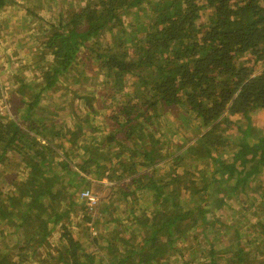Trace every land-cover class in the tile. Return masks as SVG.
<instances>
[{"label": "trees", "instance_id": "obj_1", "mask_svg": "<svg viewBox=\"0 0 264 264\" xmlns=\"http://www.w3.org/2000/svg\"><path fill=\"white\" fill-rule=\"evenodd\" d=\"M150 1L81 0L74 12L65 10L64 30L45 43L53 58L47 60L43 85L31 94L28 84H19L18 112H0V264H30L54 242L63 264H96L89 253V261L80 258L75 229L84 227L82 220L89 222L84 238L91 221L97 229L92 244L102 243L99 264L133 259L136 264H264V187L254 189L258 197L250 196L262 201L252 212V226H245L246 215L230 223L215 212L234 210L230 201L236 199L243 206L232 213L244 214L250 206L239 193L264 173V125L259 129L249 122L264 110V0H165L152 6L149 24L138 28V35L124 30L130 11ZM9 3L19 4L0 0V11ZM25 11L38 19L30 8ZM204 12L207 20L201 21ZM85 51L88 60L78 69ZM244 54L262 65L246 64ZM97 71L105 85L113 84L112 91L101 93L104 101L100 98L108 113L101 115L104 122L81 120L78 132L56 119V107L41 98L67 75L80 90L100 86ZM3 87L0 82L6 106ZM117 91L126 96L113 101ZM173 107L203 129L187 145L160 140V123L170 120ZM228 128L235 132L228 134ZM130 175L131 182L149 177V186L125 191ZM198 176L205 180L201 188L195 186ZM103 177L117 190L105 204L99 201L93 215L75 197ZM140 189H148L155 202L163 200L149 219L145 208L126 209L132 233L127 237L114 223L112 205ZM200 189L209 196L198 194ZM73 205L84 213L80 222L73 221ZM182 221L199 228L192 240L202 259L177 243L191 238L181 230Z\"/></svg>", "mask_w": 264, "mask_h": 264}, {"label": "rangeland", "instance_id": "obj_2", "mask_svg": "<svg viewBox=\"0 0 264 264\" xmlns=\"http://www.w3.org/2000/svg\"><path fill=\"white\" fill-rule=\"evenodd\" d=\"M19 4L9 3L5 8L0 11V82L4 84L5 97L4 102H6V106L2 103V98L0 97V112H5V110H10V115H14L18 112V108L21 104V94L17 92V87L19 84H28L30 89H32L31 94L35 91L39 90L43 85V81H45L46 77L44 71L46 70L47 60L49 58H53L50 54V48L45 43L49 39V35L53 32L59 30H64L62 26L64 25V18L66 11L74 12L75 9L81 3V0H56L54 4L49 2L51 0H16ZM165 2V0H151L150 2L143 5V9L139 10L133 8L130 11L129 17L124 19L123 28L126 31L132 32V35H138L137 29L144 27L145 24H149L146 22L147 18L152 17V6L158 7L160 3ZM23 4L22 7L21 5ZM26 8H30L36 15H38V19H36L31 13H27L25 11ZM24 14V15H23ZM208 12L203 13V19L201 21L207 20ZM138 18V21L129 24L131 19ZM152 23V21H151ZM82 62L78 63L76 66L78 69H82L85 67V60H88V52H82ZM250 58V59H249ZM242 61L251 60L250 64L254 63V57L248 54H244L241 57ZM83 63V64H82ZM246 64H249L248 61ZM262 65V62L255 64V66ZM96 69V66H93L91 70ZM97 75H99V84L100 86L92 85L91 87H84L85 89H81V85L74 82V78L72 76L67 75V78L62 81V83H58L55 87L47 88L41 100L45 102L48 107H56L55 109V117L56 119H64L65 122H68L75 130L78 132L83 130V126L81 125V120H98L104 122V118H101L103 112H107L105 109L106 104L101 101L103 100L101 93L105 91H112L113 84L109 83L110 86L105 85L104 76L101 75L99 71H97ZM118 83V82H117ZM131 83V82H129ZM112 84V85H111ZM90 86V85H88ZM104 89V90H103ZM120 89V88H117ZM124 90V89H123ZM105 94V92H104ZM124 91L114 92L113 101L121 98H125ZM46 98V99H45ZM101 98V99H100ZM33 99V98H32ZM122 100V99H121ZM104 101V100H103ZM102 110V111H101ZM97 112V113H95ZM154 112V111H153ZM171 112V113H170ZM93 116V117H91ZM170 120L167 121L165 118L162 119L160 123V127L158 131L160 133H164V136L160 138L172 142H184V144H188L189 142H193L194 137L200 130H203L200 126L197 125V122L193 119H190L185 116L184 110L173 107V109L169 110L167 115ZM12 119V118H11ZM249 122L255 127L261 129L264 125V110L259 111L254 118L249 120ZM106 123V122H105ZM110 124V123H109ZM108 126V125H107ZM234 127V126H233ZM236 127V126H235ZM103 134L107 131L106 125L104 124V128H101ZM83 132V131H82ZM87 137L90 138L91 132L85 129ZM228 134H233L235 132L234 128H228ZM224 134H227L226 132ZM85 136V135H83ZM86 137V138H87ZM186 138V141H183ZM162 147L166 146L165 144L159 143ZM135 146V145H134ZM138 144L136 148H138ZM173 148V147H171ZM74 152H81L80 149H75ZM74 152L71 153L73 159H77L74 156ZM167 165L163 163V166ZM165 169H163L164 171ZM4 171L0 169V173L2 174ZM144 173V172H142ZM134 175H130V177H126L127 181H132ZM130 178L132 180H130ZM149 177L143 178L138 182H131L130 188H125V191H129L138 185L142 186L143 184H147L149 186ZM260 180V182L258 181ZM116 183V182H115ZM205 185V180L198 176L196 178V187L201 188ZM264 187V173L260 174V176L250 185L245 194L239 193V196H243V202L248 204L250 208L240 213H232L238 209H241L243 206L242 203H239L236 199H232L230 202L236 208L231 210L229 208L218 209L215 212L219 215L220 219H225L230 223L236 222L239 218H243L245 215L248 217V222L246 221L245 226H252L251 222H254L255 218L252 215V212L256 207L260 206L261 198L258 201L251 200L250 196L254 194L256 197L260 195L259 192L254 191L255 188L262 189ZM91 190L97 194L100 202L105 204L108 202L111 196H113V192L117 190V185H113L111 181L107 177H103L100 181L94 182L91 185ZM60 192L58 191L57 195ZM175 193H178L175 191ZM179 194V193H178ZM201 196L208 197L207 192H203V189H200L198 192ZM176 195V194H175ZM75 199L84 204L83 200L79 197V193L76 195ZM125 200L117 201L112 208H114V216L116 217V221L114 222L116 226L122 229V232L127 237H132L131 229L129 227V222L127 215L129 214L130 207H137L143 212L145 208L147 212V219L152 218L153 216V207L160 201L162 198H157L156 202L149 196V190L146 191H137L136 193L127 195ZM66 200V199H65ZM212 205V202L209 203ZM122 205V206H121ZM83 211H79L78 208L73 205L71 209V216L74 222L81 221L83 219ZM95 219V218H94ZM84 227L81 226L75 230V238L80 242L81 246V260H88L85 257V253H89L91 256L90 259L96 261V264L102 263L104 249L101 247V242H93L92 238L97 236V229L94 227L93 221L90 222L88 227L89 234L86 238L83 237V232L86 229V225L89 222L84 221ZM250 222V223H249ZM124 223V224H122ZM128 226V228H127ZM74 228V226H73ZM181 230H186L188 239L179 238L178 244L181 246H189V256H196L199 259H202L199 256L198 249L194 248L197 241L192 240V235L199 234V228H195V226L191 225L190 221L181 222L180 223ZM252 231V230H251ZM106 235V234H105ZM54 238L57 239V235H54ZM101 241V240H99ZM55 247L51 248L48 252L41 251V258L37 261L31 262L30 264H63L60 258V253H58L57 249H59L56 242L53 243ZM193 246V249H192ZM218 246V245H216ZM84 253V254H82ZM108 257L105 258L107 260ZM204 259V258H203ZM180 260V259H179ZM89 261V260H88ZM136 261L125 262V264H136ZM178 264H184L182 260L179 261Z\"/></svg>", "mask_w": 264, "mask_h": 264}, {"label": "built area", "instance_id": "obj_3", "mask_svg": "<svg viewBox=\"0 0 264 264\" xmlns=\"http://www.w3.org/2000/svg\"><path fill=\"white\" fill-rule=\"evenodd\" d=\"M79 197L84 201V204L89 208L93 215L98 214L97 207L99 206V197L90 189H82L79 192Z\"/></svg>", "mask_w": 264, "mask_h": 264}, {"label": "clouds", "instance_id": "obj_4", "mask_svg": "<svg viewBox=\"0 0 264 264\" xmlns=\"http://www.w3.org/2000/svg\"><path fill=\"white\" fill-rule=\"evenodd\" d=\"M84 203V202H83ZM84 205H86V204H84ZM97 209H98V207H97ZM88 210H89V208H88Z\"/></svg>", "mask_w": 264, "mask_h": 264}]
</instances>
